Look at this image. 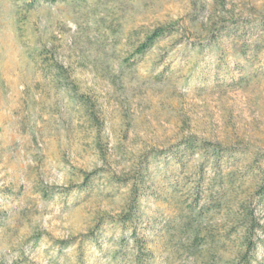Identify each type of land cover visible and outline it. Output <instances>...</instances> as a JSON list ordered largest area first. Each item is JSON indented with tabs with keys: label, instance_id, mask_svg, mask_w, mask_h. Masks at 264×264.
I'll return each instance as SVG.
<instances>
[{
	"label": "rangeland",
	"instance_id": "1",
	"mask_svg": "<svg viewBox=\"0 0 264 264\" xmlns=\"http://www.w3.org/2000/svg\"><path fill=\"white\" fill-rule=\"evenodd\" d=\"M263 18L264 0H0V264H133V228L120 219L135 183L136 233L154 251L148 264L233 256L232 242L211 259L205 243L196 255L176 236L202 162L183 144L175 149L192 136L248 149L221 168L236 174L237 194L259 193ZM171 24L172 37L131 57L148 32ZM244 38L246 53L237 48ZM55 61L69 85L58 83ZM209 224L222 238L221 217ZM255 264H264V244Z\"/></svg>",
	"mask_w": 264,
	"mask_h": 264
},
{
	"label": "trees",
	"instance_id": "2",
	"mask_svg": "<svg viewBox=\"0 0 264 264\" xmlns=\"http://www.w3.org/2000/svg\"><path fill=\"white\" fill-rule=\"evenodd\" d=\"M56 3L60 0H33L34 3ZM252 24L251 21L244 23L243 27L246 28ZM256 25V24H255ZM261 30H264V18L260 20L259 24ZM226 29V28H224ZM228 31V29H226ZM177 28L171 24L168 26H160L151 30L146 34L144 40L136 47L132 58L139 61L142 57L148 54L157 43L172 37L176 33ZM264 32V31H263ZM219 33L215 34L214 40L218 42L220 38ZM253 35L250 38L253 39ZM258 35L253 43L259 52L262 46V39ZM242 45L238 48L239 52L246 53L248 49L247 38L242 40ZM128 62L131 59L127 60ZM51 68L57 72L58 83H63V86L69 85V73L65 66L55 61L51 64ZM72 95L93 109L91 102L86 96L79 92L76 87L71 88ZM92 113V111H90ZM184 145V150L192 153H197L201 157V164L196 167V174L198 180L194 184L196 191V198L188 208L181 210L179 219L175 226L176 236L180 238L182 244L189 245V250L194 251V254H201L203 243L206 246V253L211 254L210 258L214 259L216 254L219 253L221 246L226 247L232 242L234 247V255L226 256L220 254V258L224 264H255L257 261V253L260 245L264 244V216L259 212V205L264 200V185L256 188L259 190L258 194L255 193H236L237 180L235 173L224 172L221 164L230 163L237 153L244 154L248 149L232 148L225 146L219 142H212L196 136L189 137L176 147V153L179 152L181 145ZM250 151V150H249ZM144 166V165H143ZM210 169L213 175L206 177L205 168ZM141 168L139 174H141ZM99 173L95 169L92 172L85 174V180L88 182L92 177ZM142 174L140 179H142ZM119 179V178H118ZM145 179L142 180V183ZM125 186L129 183V178H120L118 180ZM140 189L137 183L131 186V197L129 200L128 209L121 216L120 223L127 229L132 227L131 232L132 246L134 252L132 253L133 264H148L153 261L154 251L150 247L149 242L145 238L138 237L136 233V224L141 218V204H140ZM258 195V196H257ZM222 219L224 227V235L222 238L217 239L212 226L209 224L212 219ZM67 241H60V244L65 245ZM220 245V247L218 246ZM198 251V252H197ZM226 253V252H224ZM206 254V255H207ZM205 261V258H202ZM80 264H85L82 260Z\"/></svg>",
	"mask_w": 264,
	"mask_h": 264
}]
</instances>
